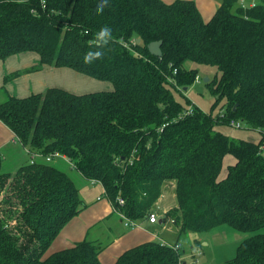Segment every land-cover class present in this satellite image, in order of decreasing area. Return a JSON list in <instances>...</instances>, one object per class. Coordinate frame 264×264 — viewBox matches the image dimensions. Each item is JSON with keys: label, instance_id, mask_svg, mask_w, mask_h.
<instances>
[{"label": "trees", "instance_id": "obj_1", "mask_svg": "<svg viewBox=\"0 0 264 264\" xmlns=\"http://www.w3.org/2000/svg\"><path fill=\"white\" fill-rule=\"evenodd\" d=\"M101 2L0 0L1 59L32 51L40 63L28 71L67 67L113 86L10 95L0 101V120L23 147L68 155L136 223L155 213L173 180L177 206L164 221L173 220L180 236L224 224L256 232L225 264H264V0L248 8L223 0L209 20L194 0H107L97 13ZM105 26L112 38L100 47L95 34ZM157 40L162 56L148 49ZM89 51L103 55L85 63ZM187 61L218 69L205 82L215 98L209 110L176 96L202 79ZM232 121L258 140L216 129ZM227 155L233 162L221 177ZM4 164L0 149V264H102L101 248L88 240L48 254L86 206L71 173L55 161ZM164 242L132 247L114 264H189L178 242Z\"/></svg>", "mask_w": 264, "mask_h": 264}, {"label": "crops", "instance_id": "obj_2", "mask_svg": "<svg viewBox=\"0 0 264 264\" xmlns=\"http://www.w3.org/2000/svg\"><path fill=\"white\" fill-rule=\"evenodd\" d=\"M163 1L172 3L175 0ZM194 1L205 20L211 19L217 8L223 2V0ZM35 55L39 57L38 60ZM39 63L40 55L32 51L13 54L5 59L0 58V91L4 93L6 99L8 96L15 94L18 97L28 96L33 92H42L49 87H61L66 90L72 88L73 91H69L75 93H80L90 88H102L105 86H108L106 88H110L109 84L106 83L107 81L101 82L102 80L67 67H56L44 64L39 70L33 72L28 71L30 67L36 66ZM16 71L21 72L15 78L8 81L5 80L7 75ZM4 100L0 99V101ZM0 149L6 157V165L17 166L21 163H27L29 160L26 150L19 142L16 134L1 120ZM60 164L64 165L77 181L81 197L86 206L64 226L48 249V254L71 247L76 242L88 240L101 248L100 260L102 264H114L118 257L126 250L149 241L181 242L179 234L178 239L175 241H170L163 235L164 229L167 228L166 223L170 220L167 219L164 221V216L172 208L166 209L162 207L160 211L153 209V212L157 213L159 217L157 223H152L148 219H144L141 221L138 220V225L136 226L126 225L111 201L104 195V187L101 182H92L91 180L83 178L65 161H61ZM174 189L176 192L175 182L171 185V190ZM161 198L158 202H160Z\"/></svg>", "mask_w": 264, "mask_h": 264}, {"label": "rangeland", "instance_id": "obj_3", "mask_svg": "<svg viewBox=\"0 0 264 264\" xmlns=\"http://www.w3.org/2000/svg\"><path fill=\"white\" fill-rule=\"evenodd\" d=\"M35 56L37 57L38 60L39 57L37 55ZM33 59L35 60L34 57ZM186 66L188 68L191 67L199 68V75L200 76L202 75V79L195 81L187 90L182 91V93L176 94L177 98L184 103L186 102L187 99H189L191 100V102L198 105L199 107L205 110H209L215 98L210 93L207 85L205 84L204 78L209 77V79H212L214 75L218 72V69L211 66L196 64L192 61H187ZM106 83L109 84L110 88L113 87L111 82L108 81ZM106 87L108 86L102 88H90L89 90H85L82 92L110 89ZM68 89L73 91L72 88H68ZM0 99H6V96L2 91H0ZM216 129L224 131L230 136L244 137L252 141H257L259 138L258 132L247 129L243 127V125L242 127L233 126L232 122L227 126L226 125L216 126ZM60 162L61 161L58 162L56 161V163L58 164H60ZM231 162H233V157L231 155H227L226 158L224 159L223 170L220 175L221 177L226 174L227 164ZM67 164L70 165L69 163ZM59 166L65 168L64 165L60 164ZM5 167L6 164H4V168ZM173 183L174 181L171 179L167 180L164 183L163 194L161 196L163 199L161 198L160 202H157V204L154 206L155 210L160 211L162 207L166 209H171L177 206L175 189L171 190V185ZM166 226L167 228L164 229L163 235H165L170 241L177 240L178 228H179L178 225L175 224L174 221L170 219L166 223ZM260 231H264V228L261 229ZM255 233L256 232H252V231L238 230L230 225L224 224L215 227L209 231H205L201 233L193 232V231L187 232L186 234L180 236V239L183 244V248L185 250V254L188 258L189 264H193L192 261L194 258L198 259V261L195 262L194 264H225L230 259L235 257L239 244L244 239L252 236Z\"/></svg>", "mask_w": 264, "mask_h": 264}, {"label": "built area", "instance_id": "obj_4", "mask_svg": "<svg viewBox=\"0 0 264 264\" xmlns=\"http://www.w3.org/2000/svg\"><path fill=\"white\" fill-rule=\"evenodd\" d=\"M240 5L243 8H248V7H254L257 5L256 0L253 1H246V0H240ZM199 80V79H198ZM233 126L236 127H242L241 123L239 121H232ZM19 140V139H18ZM21 143V142H20ZM262 149L264 150V145L261 146ZM26 153L29 157V162L30 163H35L38 161H43V162H53V161H58V159H63L65 162L69 163L72 168H75L74 163L70 159V157L66 154L61 153L60 151L56 150L53 152H50L48 154H45L43 151L40 150H34L30 146H24ZM92 182L96 180H91ZM121 203L124 202V199H119ZM116 210V209H115ZM117 213L120 215L122 220L126 223V225L130 226H136L138 223L130 219L128 216H126L122 211L116 210ZM148 220L152 223H155L158 221V216L156 213H151L149 214ZM165 243V242H164ZM183 245L181 242H178L176 245H174L175 249H182Z\"/></svg>", "mask_w": 264, "mask_h": 264}, {"label": "clouds", "instance_id": "obj_5", "mask_svg": "<svg viewBox=\"0 0 264 264\" xmlns=\"http://www.w3.org/2000/svg\"><path fill=\"white\" fill-rule=\"evenodd\" d=\"M107 4V0H102L100 4L97 5L96 11L97 13H102L104 7ZM112 38L111 29L107 26L103 27L99 32L95 34V42L98 46L102 47L105 43H107ZM103 53L101 51H89L85 55V63H91L94 59L101 58Z\"/></svg>", "mask_w": 264, "mask_h": 264}, {"label": "water", "instance_id": "obj_6", "mask_svg": "<svg viewBox=\"0 0 264 264\" xmlns=\"http://www.w3.org/2000/svg\"><path fill=\"white\" fill-rule=\"evenodd\" d=\"M137 42H140V38H138ZM162 40L152 41L148 44L149 51L155 55V56H162ZM205 82L209 81V77L204 78ZM188 88L185 87L184 90H187Z\"/></svg>", "mask_w": 264, "mask_h": 264}]
</instances>
